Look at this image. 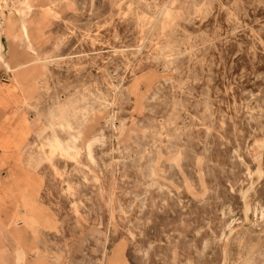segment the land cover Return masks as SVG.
Returning <instances> with one entry per match:
<instances>
[{
  "label": "rangeland",
  "instance_id": "374dc122",
  "mask_svg": "<svg viewBox=\"0 0 264 264\" xmlns=\"http://www.w3.org/2000/svg\"><path fill=\"white\" fill-rule=\"evenodd\" d=\"M4 2L0 264H264V0Z\"/></svg>",
  "mask_w": 264,
  "mask_h": 264
},
{
  "label": "crops",
  "instance_id": "0c3cea01",
  "mask_svg": "<svg viewBox=\"0 0 264 264\" xmlns=\"http://www.w3.org/2000/svg\"><path fill=\"white\" fill-rule=\"evenodd\" d=\"M2 2L4 0H0ZM7 5L5 13L11 10V5ZM21 25L15 31V21L7 17L5 32L0 34V202L6 201L7 196H16L15 192L10 194V189L16 190V173L21 163L23 144L20 134L27 128L22 123L23 118H26L22 110L23 94L19 85L11 80L7 62L9 40L6 34L27 37Z\"/></svg>",
  "mask_w": 264,
  "mask_h": 264
},
{
  "label": "bare ground",
  "instance_id": "6f19581e",
  "mask_svg": "<svg viewBox=\"0 0 264 264\" xmlns=\"http://www.w3.org/2000/svg\"><path fill=\"white\" fill-rule=\"evenodd\" d=\"M7 10L6 9H1L0 12L1 13H5ZM1 45V44H0ZM111 126V125H110ZM47 144H49L50 147H53V148H56V149H59L61 152L63 153H68V147L66 146H62L60 145V143L56 140V139H53V140H49L47 142Z\"/></svg>",
  "mask_w": 264,
  "mask_h": 264
},
{
  "label": "water",
  "instance_id": "95a60500",
  "mask_svg": "<svg viewBox=\"0 0 264 264\" xmlns=\"http://www.w3.org/2000/svg\"><path fill=\"white\" fill-rule=\"evenodd\" d=\"M7 7H8V5H7L6 2H2V3H0V8L5 9V8H7Z\"/></svg>",
  "mask_w": 264,
  "mask_h": 264
},
{
  "label": "built area",
  "instance_id": "2783aa9c",
  "mask_svg": "<svg viewBox=\"0 0 264 264\" xmlns=\"http://www.w3.org/2000/svg\"><path fill=\"white\" fill-rule=\"evenodd\" d=\"M2 8H0V10H1ZM2 25H3V17H2V15H1V12H0V31H1V27H2Z\"/></svg>",
  "mask_w": 264,
  "mask_h": 264
}]
</instances>
